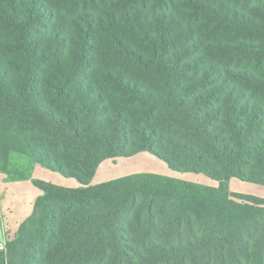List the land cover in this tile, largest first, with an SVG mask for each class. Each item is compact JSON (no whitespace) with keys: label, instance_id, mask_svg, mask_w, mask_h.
<instances>
[{"label":"trees","instance_id":"16d2710c","mask_svg":"<svg viewBox=\"0 0 264 264\" xmlns=\"http://www.w3.org/2000/svg\"><path fill=\"white\" fill-rule=\"evenodd\" d=\"M143 152L217 185H92ZM0 174L42 192L0 264H264V198L229 186H264V0H0Z\"/></svg>","mask_w":264,"mask_h":264},{"label":"crops","instance_id":"0c3cea01","mask_svg":"<svg viewBox=\"0 0 264 264\" xmlns=\"http://www.w3.org/2000/svg\"><path fill=\"white\" fill-rule=\"evenodd\" d=\"M143 173L184 180L189 179L187 181L209 186L217 185L203 175L176 173L170 169L166 162L147 152L140 153L132 158L106 160L97 170L92 185ZM32 177L34 180H42L66 188L82 187L77 180L66 178L39 164L35 166ZM185 177L187 178L185 179ZM234 180L236 179H233L229 183L230 190L231 183L235 182ZM40 195H42V192L31 181L8 182L5 177L0 178V228L4 230V241L7 232H9L10 236H14L20 225L32 214L34 203ZM10 203H15L16 206L11 209ZM4 241L0 243H4Z\"/></svg>","mask_w":264,"mask_h":264},{"label":"rangeland","instance_id":"374dc122","mask_svg":"<svg viewBox=\"0 0 264 264\" xmlns=\"http://www.w3.org/2000/svg\"><path fill=\"white\" fill-rule=\"evenodd\" d=\"M1 177H6V176L0 174V178ZM186 178L187 177H185V179ZM186 180H189V179H186ZM234 181L235 182L231 183V191L233 193L250 194V195L260 197V198H264V186L243 182L238 179ZM9 206L12 209V207L16 206V204L10 203ZM2 241H4V230L0 228V242Z\"/></svg>","mask_w":264,"mask_h":264},{"label":"built area","instance_id":"2783aa9c","mask_svg":"<svg viewBox=\"0 0 264 264\" xmlns=\"http://www.w3.org/2000/svg\"><path fill=\"white\" fill-rule=\"evenodd\" d=\"M0 249H1V250H4V249H5V244H4V243L1 244Z\"/></svg>","mask_w":264,"mask_h":264}]
</instances>
